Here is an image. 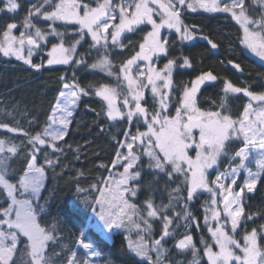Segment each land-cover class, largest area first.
I'll use <instances>...</instances> for the list:
<instances>
[{
	"label": "snow or ice",
	"instance_id": "6c2138e0",
	"mask_svg": "<svg viewBox=\"0 0 264 264\" xmlns=\"http://www.w3.org/2000/svg\"><path fill=\"white\" fill-rule=\"evenodd\" d=\"M22 7L0 0V16L13 20L0 25V54L36 72L69 66L71 76H59L43 124L26 105L0 106V264H117L107 247L117 235L128 258L121 264H264V224L249 230L256 214L245 203L264 186V80L253 90L225 79L220 104L205 109L199 96L217 81L212 71L179 87L173 78L192 67L183 46L198 27L185 17L199 10L226 14L239 26V43L264 62V0H29L15 22ZM137 32L144 35L135 50L129 34ZM177 45L180 54L157 67ZM129 48L133 54L115 64ZM37 52L46 61L34 63ZM227 64L242 71L234 60ZM82 68L115 84L81 85ZM240 94L247 101L234 115L228 98ZM90 96L101 108L87 110L103 118L108 127H97L115 144L110 163L96 165L106 176L77 168L83 146L73 149L66 139ZM62 190L69 199L54 213Z\"/></svg>",
	"mask_w": 264,
	"mask_h": 264
},
{
	"label": "trees",
	"instance_id": "16d2710c",
	"mask_svg": "<svg viewBox=\"0 0 264 264\" xmlns=\"http://www.w3.org/2000/svg\"><path fill=\"white\" fill-rule=\"evenodd\" d=\"M23 5L19 16L15 22H20L24 16V9L27 8L29 0H21ZM13 22L12 19L6 16H0V25ZM185 23L189 25H196L198 27L197 37L192 41L185 42L183 46V54L189 56L192 61L191 68H178L174 71V82L179 87L183 83L190 82L197 75L202 72L212 71L218 77L215 82H208L202 87L199 96L200 104L205 109L212 106L215 101L217 105L220 104L223 97V81L230 80L237 86H244L245 84L251 85L253 90H260V84L264 80V62L249 54L243 45L237 39L238 25L234 21L227 18L223 13H206L199 10L195 13L189 12L185 17ZM165 35H169L171 40L175 41L177 38L166 31ZM144 33L137 32L129 34V39L137 47L138 42L141 41ZM207 36L213 42L218 43L219 48L216 50L211 49V46L202 37ZM227 37V38H226ZM55 42V41H53ZM128 41L125 40V43ZM231 42V43H230ZM48 46H51L49 44ZM87 48V45H85ZM230 49V50H229ZM180 46L177 45L175 49L170 48V55L165 57L160 56L158 65L162 66L167 62L168 58L178 56L180 54ZM119 51V50H117ZM133 54L131 48L125 50L121 55L113 57V62L118 64L121 59L127 58ZM34 63H40L41 60L47 59L46 52H38L33 57ZM234 60L235 63L240 64L242 71L233 68L232 65L227 64L228 60ZM92 61L90 60L89 63ZM71 76V69L69 66L55 65L46 68L40 72L30 70L28 66L24 65L22 61L15 58L3 57L0 54V106H11L19 103L21 109L27 108L34 114H39L41 124L45 121L47 115L51 111L52 105L56 102L58 91L61 88L59 76L62 74ZM81 85L89 83H112L114 80L104 77L103 73L96 70L82 68L76 73ZM229 107L234 115H239L242 111V106L246 103L247 98L240 94V98L229 97ZM101 104L98 98L94 96L84 97L79 103L74 115L75 120L71 126L69 136L66 138L68 143L75 149L78 145L83 146L82 151L77 153L81 156L80 162L76 167H84L91 170L94 176L101 174L108 175L104 169H97L96 165L103 163L109 164L114 157L115 144L110 141L109 136L111 133H101L97 124L104 128L108 125L103 123V118L97 119L95 112H99ZM87 109H95V112ZM21 125L25 128L28 127L25 121H21ZM6 134L0 132V138H5ZM89 142L85 144V142ZM69 159H72V154L69 153ZM208 194L204 193L200 197V202L196 204L199 209L198 215L203 214V208L200 207L203 199H207ZM69 199V193L62 190L58 193L57 198L53 201V212L63 210L65 202ZM204 200V201H205ZM246 212L249 214H256L255 222H249V230L252 227H257L264 224V186L258 185L253 194L246 196ZM203 223L201 219V224ZM72 231L69 228L66 233V239ZM91 235V234H90ZM194 238L198 239L200 236L199 231H193ZM207 238V233H204ZM70 242V240L68 241ZM122 237L117 235L113 241L108 242V251H110L117 264L128 258L124 256L121 248ZM185 259V257H180ZM187 259H191L190 256Z\"/></svg>",
	"mask_w": 264,
	"mask_h": 264
},
{
	"label": "rangeland",
	"instance_id": "374dc122",
	"mask_svg": "<svg viewBox=\"0 0 264 264\" xmlns=\"http://www.w3.org/2000/svg\"><path fill=\"white\" fill-rule=\"evenodd\" d=\"M165 32H166V30L164 31V33H165ZM196 37H197V36H196ZM47 47L50 49L51 46H47ZM246 50H247V49H246ZM247 52H248L249 54L253 55L254 57H256L255 54L251 53L249 50H247ZM37 53H38V52H37ZM37 53H36V54H37ZM24 54L27 55V52L25 51ZM34 55H35V54H34ZM256 58L259 59L258 57H256ZM259 60H260V59H259ZM163 65H164V64H163ZM163 65H162V66H159L158 63H157V67H159V68H162ZM250 166L253 167V170H255V166H254V164H253V165H250ZM204 200H205V199L202 200V203L204 202Z\"/></svg>",
	"mask_w": 264,
	"mask_h": 264
}]
</instances>
